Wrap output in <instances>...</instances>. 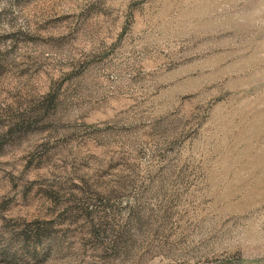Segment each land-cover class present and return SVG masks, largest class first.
<instances>
[{"label":"rangeland","instance_id":"rangeland-1","mask_svg":"<svg viewBox=\"0 0 264 264\" xmlns=\"http://www.w3.org/2000/svg\"><path fill=\"white\" fill-rule=\"evenodd\" d=\"M0 264H264V0H0Z\"/></svg>","mask_w":264,"mask_h":264}]
</instances>
